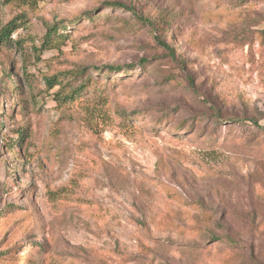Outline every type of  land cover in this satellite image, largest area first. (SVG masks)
<instances>
[{
  "label": "rangeland",
  "instance_id": "obj_1",
  "mask_svg": "<svg viewBox=\"0 0 264 264\" xmlns=\"http://www.w3.org/2000/svg\"><path fill=\"white\" fill-rule=\"evenodd\" d=\"M13 19L0 264H264V0H0Z\"/></svg>",
  "mask_w": 264,
  "mask_h": 264
},
{
  "label": "trees",
  "instance_id": "obj_2",
  "mask_svg": "<svg viewBox=\"0 0 264 264\" xmlns=\"http://www.w3.org/2000/svg\"><path fill=\"white\" fill-rule=\"evenodd\" d=\"M15 0H2L3 4H9L11 2H13ZM106 8H112V7H117V8H123L126 9L128 11H131L134 16H136L139 20H141L143 23L147 24V25H152V21L148 18H145L141 15H137L135 9L131 6H127L125 4H121V3H117V2H105ZM19 28V24L18 22L13 19L8 21L4 26H2L0 28V42H4V41H8L10 40V37L12 35V33L14 31H16ZM60 39H62V33H59L58 31V25L57 24H50L48 26H46L45 28V32L43 34V37L41 39V43L39 48H33V50L37 53H40L44 50L47 49H51L53 47H55V44L57 43V41H59ZM165 47V49L168 50V46L163 45ZM141 65L144 66L145 63H147L146 60H141L140 61ZM108 70L109 72H113V71H119V68L117 70V67H109ZM130 70V69H129ZM85 70H82L81 73L78 72L77 74H80V76L84 73ZM66 75L70 76L72 75L69 72L65 73ZM75 74V72L73 73ZM59 76H61V74H55L54 76H51L50 78H47L45 80V84L47 85V88H53L56 85H59V89L57 90V92L55 93V95L58 98V101L61 102H67V101H73L74 98L76 97V95H78L84 88V86L80 85L75 89H71L70 91L66 92V88H70V83L68 80L64 79H60ZM68 79V78H67ZM233 122H236V119L232 120ZM247 121L250 122H254L256 124V121L252 120V119H247ZM22 137V136H21ZM25 263L29 264L30 260L29 258H24Z\"/></svg>",
  "mask_w": 264,
  "mask_h": 264
}]
</instances>
